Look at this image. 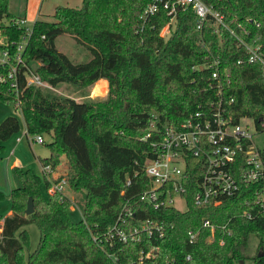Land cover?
<instances>
[{"label": "trees", "instance_id": "obj_1", "mask_svg": "<svg viewBox=\"0 0 264 264\" xmlns=\"http://www.w3.org/2000/svg\"><path fill=\"white\" fill-rule=\"evenodd\" d=\"M5 1L0 0V21L15 17L7 11ZM150 1L80 0L79 7L56 5L50 20L35 19L31 24L22 56L42 81L51 86L60 82L87 86L103 79L107 97L94 103L50 96L25 86L22 74L17 78L18 93L6 80L0 83V102L12 103L19 110L25 131L50 137L45 143L48 155L40 158V164L54 169L59 155L64 154L68 187L83 191L81 218L74 222L67 214L70 200L66 196L47 192L43 197L39 186L43 183L47 188L49 183L42 176L12 168L11 212L0 215V264H137L140 250L153 247H157L156 259L172 257L180 264H259L256 254L250 252V241L264 236V219L239 215L249 208L245 200L250 198L252 185L242 183L237 195L214 207L196 206L187 194V207L182 211L169 206L152 208L136 196L149 186L142 165L153 152L149 141L139 138L148 131L153 116L157 125L177 126L188 114L205 109L214 95L209 86L210 70L205 68L208 49L219 51L220 73L228 79L227 84L222 80L223 104L228 112L235 120L240 116L256 123L258 118L264 119V73L260 66L236 63L242 51L233 46L232 39L223 34L218 47L217 36L207 25L195 29V18L188 8L180 7L168 34L159 37L168 20L164 10L159 8L144 21L139 18ZM202 1L221 11L234 28L241 22L252 29L243 22L250 18L264 30V0ZM0 28L9 38L20 33L9 24L0 23ZM61 33L82 44L89 59L73 63L58 51L54 39ZM19 127L15 115L0 121V153L1 143ZM134 171L136 176L125 186V178ZM28 197L33 211L25 215ZM2 198L0 191V201ZM126 200L132 209L126 228L151 220L161 225L162 235L142 233L137 242L98 246L88 228L104 230ZM202 218L212 224L227 223L230 234L215 229L213 239L206 240L208 230L200 228ZM31 223L37 227L38 243L24 258L21 249L27 234L23 227ZM189 228H199L191 244L185 235ZM186 254L190 255L188 261L184 260Z\"/></svg>", "mask_w": 264, "mask_h": 264}, {"label": "built area", "instance_id": "obj_2", "mask_svg": "<svg viewBox=\"0 0 264 264\" xmlns=\"http://www.w3.org/2000/svg\"><path fill=\"white\" fill-rule=\"evenodd\" d=\"M180 7L190 9L195 18L196 30H200L204 25L210 28L217 36L218 47L222 44L223 34L230 37L233 46L242 51L236 63L258 64L264 73V30L258 29L260 23L257 21L244 18L243 22H248L252 29L241 22H237L234 28L221 11L202 0H151L139 18L144 21L159 8L164 10L168 20L158 33L159 37H164L168 34L169 26ZM0 23L20 30L17 37L9 38L0 28V83L6 80L9 88L18 93L17 78L22 74L25 86L40 90L46 88L55 91L57 95L61 94L54 90L53 86L42 81L23 60L22 53L31 26L24 25L22 17H13L5 23ZM207 56L205 68L210 70L209 86L215 90L212 99L205 109L198 108L188 114L177 126L167 123L157 125V119L153 116L148 131L139 138L148 140L153 152V156L147 158L142 165L149 186L141 189L136 196L152 208L169 206L182 211L187 207V194H190L191 202L196 206L214 207L220 205L224 199L237 195L242 183L249 184L252 185L250 198L245 200L249 208L243 209L239 215L246 219H264V152L253 139L254 133L264 130V119L261 118L256 123L246 116H240L236 120L233 118L223 104L222 84H227L228 79L220 73L219 51L213 53L208 49ZM198 67L203 68V65ZM228 101H231V98ZM17 111L19 112L18 109ZM246 119L252 121L253 132L248 122L241 123ZM32 141L38 144L44 142L40 134H35ZM53 170L49 165H41V176L49 183L46 190L64 195L63 190L68 186L67 180L62 174L53 176ZM136 174L134 171L131 176L125 178V186L131 183ZM122 193L121 190L120 194ZM175 198L179 200L182 208L174 205ZM131 214L132 209L126 200L113 223L104 230L95 232L87 227L91 240L98 246L111 248L127 241L137 242L142 233L147 236L162 235L161 225L151 220L126 228L124 225ZM200 228L208 230V241L213 239L215 229L230 234L227 223L212 224L207 218L201 219ZM185 235L187 242L191 244L198 237L199 228H189ZM252 240L255 243L250 244V252L256 254L260 260L259 264H264V236ZM219 242L221 243L222 239H219ZM156 250L157 247L140 250L136 263L180 264L172 257L156 259ZM184 260H190V255L186 254ZM244 264L252 263L248 261Z\"/></svg>", "mask_w": 264, "mask_h": 264}, {"label": "rangeland", "instance_id": "obj_3", "mask_svg": "<svg viewBox=\"0 0 264 264\" xmlns=\"http://www.w3.org/2000/svg\"><path fill=\"white\" fill-rule=\"evenodd\" d=\"M7 11L15 16L24 18V25L31 26L33 21L37 18L42 20H50L49 16L56 5H66L70 7H79L80 0H6L5 1ZM1 22H6L5 18H2ZM54 45L58 51L65 54L67 58L73 63L85 62L89 59L90 55L86 48L77 42L72 36L67 33H61L54 39ZM53 89L59 91L61 94L57 95L55 91H51L46 88H42L43 93H48L52 96L60 97H74L76 101L88 100L90 102H103L107 97L106 84L99 82L91 83L87 86H79L77 84L69 82H60L53 86ZM87 95L85 98L84 96ZM102 109V107H100ZM7 115H15L20 120V115L12 103L4 104L0 102V121ZM248 122L250 130L253 132L252 121L250 119L242 120L241 123ZM44 142L42 144L31 143L30 148L24 147L25 155L32 160V169L38 175H41L38 171L36 156H40L41 152L47 149L45 143L50 140V137L44 133H39ZM24 138V137H23ZM25 139V138H24ZM253 139L255 143L264 152V130L254 133ZM90 150H92L91 142H88ZM48 155V154H47ZM66 158L64 154L59 155V161L54 167L56 174L67 175ZM9 183L8 181H2L1 190L3 198L0 202V212L9 208ZM40 191L43 197L47 196V190L43 183L40 185ZM64 195L70 200V204L67 207V214L69 218L76 222L81 218L80 209L83 201V191H72L68 186L63 190ZM174 205L177 208H182L181 203L176 198L174 199ZM27 234L26 243L22 244L21 254L25 258L28 251L33 250L38 243V230L37 227L31 223L23 227ZM255 241L251 240L250 244H254Z\"/></svg>", "mask_w": 264, "mask_h": 264}, {"label": "crops", "instance_id": "obj_4", "mask_svg": "<svg viewBox=\"0 0 264 264\" xmlns=\"http://www.w3.org/2000/svg\"><path fill=\"white\" fill-rule=\"evenodd\" d=\"M38 15L37 18L38 19ZM96 82H99L101 84H106L105 80L99 79ZM85 98L87 95L84 96ZM76 101L74 97H69ZM20 115V114H19ZM20 127L19 130L12 134L7 140L2 142L3 150L0 153V191L1 190V183L2 181H8L9 183V194L10 190L13 188V181L11 177V169L12 168H18L22 171L29 170L30 172L37 174L32 169V160L28 158L24 153V147L28 146L30 148L31 143H33L32 138L34 135H29L27 132H25V128L22 122V119L20 117ZM25 139H24V138ZM48 154V149H45L41 152L40 156H36L37 159V165H38V171L41 173V164H40V158L46 157ZM38 175V174H37ZM53 176L57 175L54 170L52 173ZM41 177V175H39ZM42 184V183H41ZM40 184V185H41ZM40 187V186H39ZM2 193H4L2 191ZM1 202V201H0ZM1 208V207H0ZM10 199H9V208L5 209V211H1V216H7L10 214Z\"/></svg>", "mask_w": 264, "mask_h": 264}, {"label": "water", "instance_id": "obj_5", "mask_svg": "<svg viewBox=\"0 0 264 264\" xmlns=\"http://www.w3.org/2000/svg\"><path fill=\"white\" fill-rule=\"evenodd\" d=\"M261 118H258L257 121H259ZM33 211V205H32V199L31 197H28L25 202V208H24V214L28 215Z\"/></svg>", "mask_w": 264, "mask_h": 264}]
</instances>
